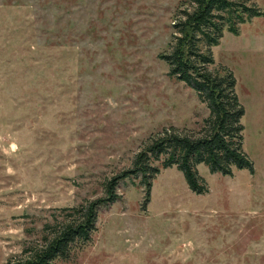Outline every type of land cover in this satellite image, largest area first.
<instances>
[{"label": "rangeland", "instance_id": "obj_1", "mask_svg": "<svg viewBox=\"0 0 264 264\" xmlns=\"http://www.w3.org/2000/svg\"><path fill=\"white\" fill-rule=\"evenodd\" d=\"M182 1L0 0V264L55 208L102 197L162 127L198 130L204 103L158 57ZM244 2L262 14L211 55L234 77L252 173L197 163L196 194L155 162L148 195L140 175L118 180L90 241L55 264H264V0Z\"/></svg>", "mask_w": 264, "mask_h": 264}, {"label": "trees", "instance_id": "obj_2", "mask_svg": "<svg viewBox=\"0 0 264 264\" xmlns=\"http://www.w3.org/2000/svg\"><path fill=\"white\" fill-rule=\"evenodd\" d=\"M244 1L183 0L172 18L168 49L158 55L168 74L184 82L204 103L207 115L198 130L192 134L169 126L149 136L134 153L130 168L104 182L102 197L55 208L51 222H44L37 238L6 264H55L68 259L74 249L90 241L97 208L116 198L118 180L140 175L144 197L148 195L150 180L158 172L155 162L161 168L174 165L196 194L206 189L195 171L197 163L222 175H230L232 166L252 173L251 161L241 149L243 108L234 91V77L225 66H213L211 55L224 28L235 33L237 23L262 14L252 2Z\"/></svg>", "mask_w": 264, "mask_h": 264}]
</instances>
